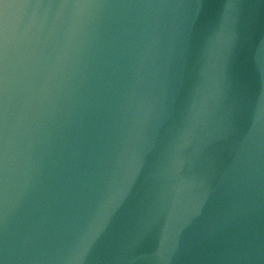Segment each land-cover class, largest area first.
I'll return each instance as SVG.
<instances>
[{
    "label": "water",
    "instance_id": "1",
    "mask_svg": "<svg viewBox=\"0 0 264 264\" xmlns=\"http://www.w3.org/2000/svg\"><path fill=\"white\" fill-rule=\"evenodd\" d=\"M263 244L264 0H0V264Z\"/></svg>",
    "mask_w": 264,
    "mask_h": 264
}]
</instances>
